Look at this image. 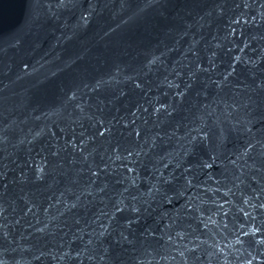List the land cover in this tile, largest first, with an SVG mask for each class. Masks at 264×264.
Here are the masks:
<instances>
[{
  "label": "water",
  "instance_id": "1",
  "mask_svg": "<svg viewBox=\"0 0 264 264\" xmlns=\"http://www.w3.org/2000/svg\"><path fill=\"white\" fill-rule=\"evenodd\" d=\"M0 264H264V0H0Z\"/></svg>",
  "mask_w": 264,
  "mask_h": 264
}]
</instances>
